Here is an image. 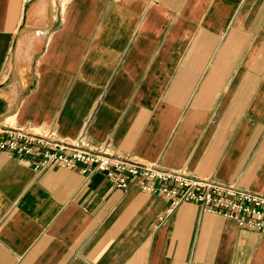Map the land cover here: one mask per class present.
Returning <instances> with one entry per match:
<instances>
[{
    "label": "crops",
    "instance_id": "0c3cea01",
    "mask_svg": "<svg viewBox=\"0 0 264 264\" xmlns=\"http://www.w3.org/2000/svg\"><path fill=\"white\" fill-rule=\"evenodd\" d=\"M39 4L0 0V138L51 128L264 194V0ZM168 203L0 149V264H264V232L191 201L158 224Z\"/></svg>",
    "mask_w": 264,
    "mask_h": 264
},
{
    "label": "built area",
    "instance_id": "2783aa9c",
    "mask_svg": "<svg viewBox=\"0 0 264 264\" xmlns=\"http://www.w3.org/2000/svg\"><path fill=\"white\" fill-rule=\"evenodd\" d=\"M4 132L0 149L35 169L59 164L80 169L88 176L102 172L119 188L136 186L163 195L169 203L158 215V224L165 223L181 203L191 201L205 211L236 220L240 227L264 232V194L237 183L192 176L184 170L165 168L138 156H116L105 147L91 145L84 135L68 141L51 128L32 131L9 127Z\"/></svg>",
    "mask_w": 264,
    "mask_h": 264
},
{
    "label": "bare ground",
    "instance_id": "6f19581e",
    "mask_svg": "<svg viewBox=\"0 0 264 264\" xmlns=\"http://www.w3.org/2000/svg\"><path fill=\"white\" fill-rule=\"evenodd\" d=\"M48 13H49V0H40L39 9H38L36 15L34 16L35 17V23H48V21H47ZM34 24H32V25H34ZM38 26H39V24H38ZM34 32L35 31H33V32H28L27 31L25 33H22V36H21V38L19 40L18 50H17L18 51V55H20L22 50L24 49V44L28 45V43H32L34 41L33 37L36 36ZM42 35H44V34H42ZM36 45H38V44L36 43Z\"/></svg>",
    "mask_w": 264,
    "mask_h": 264
},
{
    "label": "rangeland",
    "instance_id": "374dc122",
    "mask_svg": "<svg viewBox=\"0 0 264 264\" xmlns=\"http://www.w3.org/2000/svg\"><path fill=\"white\" fill-rule=\"evenodd\" d=\"M36 31H38L39 33H40V31H42V33H44V30L39 29V28Z\"/></svg>",
    "mask_w": 264,
    "mask_h": 264
}]
</instances>
